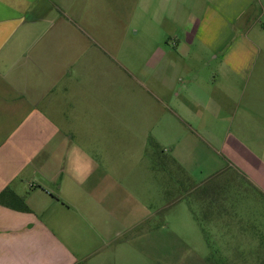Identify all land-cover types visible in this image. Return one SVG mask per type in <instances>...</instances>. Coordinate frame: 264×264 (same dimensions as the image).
<instances>
[{
  "label": "crops",
  "instance_id": "crops-1",
  "mask_svg": "<svg viewBox=\"0 0 264 264\" xmlns=\"http://www.w3.org/2000/svg\"><path fill=\"white\" fill-rule=\"evenodd\" d=\"M190 2L186 37L173 39L172 49L187 54L188 44L196 41L212 60L229 68L230 80H257L255 91L245 90L244 107L237 104L229 112L221 106L217 119L225 123L220 144L225 161L242 168L226 172L234 171L264 192V168L252 164L254 154H260L248 147L254 145L253 128L259 130L257 144L264 145V112L258 109L264 103V0ZM133 3L142 14L152 3L162 10L155 16L174 14L175 0H0L7 10L0 17V192L9 188L27 208L4 205L15 204L10 195L0 203V264H85L87 255L77 252L83 248L84 231L79 230L94 224L99 236L108 239L146 220L135 217L133 204H104L99 195L103 179L120 167L114 160L112 168L106 149L110 125L105 126L104 115L124 109L111 107L112 80L137 84L151 77L158 82L146 90L156 104L153 122L159 84L167 85L159 65L168 64L174 54L142 39L145 25L128 23ZM95 5L105 16L123 10L117 34L111 26L84 24ZM165 38L168 44L171 36ZM234 121L241 126L236 122L233 129ZM139 131L145 143L147 132ZM161 160L156 172L167 173L173 159ZM73 213L78 216L71 218Z\"/></svg>",
  "mask_w": 264,
  "mask_h": 264
},
{
  "label": "rangeland",
  "instance_id": "rangeland-1",
  "mask_svg": "<svg viewBox=\"0 0 264 264\" xmlns=\"http://www.w3.org/2000/svg\"><path fill=\"white\" fill-rule=\"evenodd\" d=\"M190 5V0H175L174 14L170 17L167 11L155 16V11L162 10L154 3L143 14L133 3L127 11L131 14L128 23L137 28L145 25L148 30L142 31L141 38L152 45L159 42L172 52L173 39L177 42V38L183 41L186 37L184 28ZM6 11L0 5V17L7 15ZM119 12L123 10L105 16L95 5V11L84 24L97 28L111 26L114 30L119 25ZM114 31L117 34L118 29ZM166 36H171L168 44ZM188 47L187 54L184 49H175L169 63L159 65V75L167 85L159 84L158 115L153 122L151 115L154 116L156 104L146 90L158 82L151 77L137 84L126 79L112 80L111 107L124 109L104 115L108 121L105 126L110 125L106 133L110 144L105 148L110 152L112 168L116 160L121 169L111 171L103 179L99 195L104 204H133L139 211L135 209V217L146 220L134 229L126 230L124 226L121 234L112 233L108 239L99 236L95 230L99 228L94 224L92 228L79 230L84 231L79 240L83 248L77 252L87 255L85 264H102V260L105 264L264 262V192L234 171L226 172L242 168L225 161L226 155L220 148L225 123L217 119L221 106H226L229 112L237 104L244 107L245 90L255 91L257 80L232 81L227 77L231 74L229 68L212 60L208 49L196 45V41ZM124 67L133 70L135 65ZM263 104L258 109L264 112ZM139 109L143 111L141 114ZM140 129L147 132L145 143L139 137ZM258 131L253 128L249 132L254 145L248 147L260 154H254L253 166L264 168V145H258L255 136ZM163 156L174 161L168 160L167 173H158L156 164L163 161ZM74 213L71 218L78 216Z\"/></svg>",
  "mask_w": 264,
  "mask_h": 264
},
{
  "label": "trees",
  "instance_id": "trees-1",
  "mask_svg": "<svg viewBox=\"0 0 264 264\" xmlns=\"http://www.w3.org/2000/svg\"><path fill=\"white\" fill-rule=\"evenodd\" d=\"M10 195V200L15 202V204H4V205H9L12 206L13 208L19 209V210H26L25 204H23V201L21 198L17 197L15 194H13L9 188H5L2 192H0V203H3V200L5 196ZM264 264V262H262Z\"/></svg>",
  "mask_w": 264,
  "mask_h": 264
}]
</instances>
